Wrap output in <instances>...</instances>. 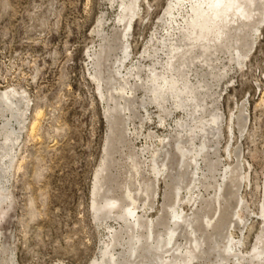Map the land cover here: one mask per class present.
Segmentation results:
<instances>
[{
	"label": "rangeland",
	"instance_id": "rangeland-1",
	"mask_svg": "<svg viewBox=\"0 0 264 264\" xmlns=\"http://www.w3.org/2000/svg\"><path fill=\"white\" fill-rule=\"evenodd\" d=\"M246 1L260 15L240 32L231 30L217 51L178 52L179 86L187 84L197 103L180 95L179 107L164 94L155 103L152 90L162 82H150L168 68L176 28L164 15L170 0H141L127 38L118 24L121 0H0V97L12 91L25 97L14 98L12 109L0 100V160L7 171L0 178V264L101 263L110 259L107 244L122 264L135 244L138 264H153L147 245L167 243L177 228L170 212L175 195L190 214L195 185L193 197H202L190 223L196 236L185 223L175 230L180 255L196 237L206 254L193 264H264L253 250L259 237L264 242V0ZM194 125L205 132L196 129L192 146ZM203 140L198 172L177 141L185 152ZM224 174L236 182L223 185L220 212ZM128 190L148 206L138 211V227L128 215ZM236 206L245 224L232 229ZM231 239L240 256L222 261Z\"/></svg>",
	"mask_w": 264,
	"mask_h": 264
},
{
	"label": "bare ground",
	"instance_id": "bare-ground-1",
	"mask_svg": "<svg viewBox=\"0 0 264 264\" xmlns=\"http://www.w3.org/2000/svg\"><path fill=\"white\" fill-rule=\"evenodd\" d=\"M140 1L141 0H126V1L125 0H121V3H120L121 13L119 14V18H118L119 19V23L118 24H122L123 32H125V38H127L129 36L128 33H129L131 22L135 18L139 17ZM244 1H242V0H170L169 4L167 6V10L165 11L164 15H165L166 18L168 17V19H170V23L171 24H173V23L175 24L174 26L176 28H173V27H171V29L169 28L172 33H170V35L168 34L170 37H172L174 39V42L172 41L169 44V50H168L169 51V57L167 59L168 60L167 61L168 64L165 65L168 68H166L164 70L165 73L163 72L164 74H161L160 77L157 76V75H154V76H152L150 78V82H153L155 85L158 84L159 81L162 82V83H159L158 86L154 87L153 90H152L153 97H155V99H154L155 103H156V100H159L157 97H159V95H160V97H162V94H164L166 96H168V95L172 96L176 100L175 103L179 104V107L182 106L181 105L182 103H180L181 101L177 100L179 97H181L180 95H187L188 98L190 100H192V101L194 100V103H195V96H194L195 93H194V91H191V90L187 91L188 88H189L187 86V84L183 85L182 88L179 86V81L180 80L178 81L179 78L177 77V73L180 72V71H179V67H177V68L175 67V65L173 63V60L175 58H177L178 52L181 50L182 47L189 48L187 50H189L191 53H193L195 51V48H197V47L201 48L202 49L201 52H204V53L207 52V51H210L211 49H214L213 51H217L218 47L220 45H223L226 42V40L228 39V36L232 32L231 30H236V31L239 30V32H240V30H242V28L248 27L249 22H253L254 20H256L257 17L260 14L259 13H255L253 10H248L246 8L247 5H245ZM250 2H251V0H250ZM178 18H180L181 21H179L180 19L178 20ZM242 20H243V22L241 23ZM256 31L258 32L259 29L257 28ZM180 37L182 38L181 40H179ZM230 37L231 36H229V39H230ZM163 48H164V46H163ZM201 52H199V53H201ZM183 53H185V52H183ZM211 54H213V52ZM236 55L239 58L240 57L242 58V56H241L239 51L237 52ZM125 56H128V55H125ZM198 57H200V56H198ZM201 57H202V55H201ZM208 57H210V56H208ZM183 58H185V57H183ZM183 58L181 57V60ZM188 58H190V57H188ZM203 62H202V65H203ZM208 62H210V61H208ZM191 63H192V61H191ZM242 63H243V61L240 63V65ZM210 64H208V65H210ZM199 65H201V64H199ZM206 65H207V62H206ZM206 65H205V67H206ZM208 65H207V68L209 67ZM189 66H192V65H188V67ZM197 66H198V64H197ZM152 71H153V69H152ZM168 73H170V75H168ZM178 76L180 77V75H178ZM155 85H153V86H155ZM3 93L4 94H3L2 98H4V99H2L0 97V100L3 103V105H5L4 107H7L9 109H12V107L16 105V102L14 101V98L20 97V98H24V100H25V97L23 95H19V93H16L14 91H12L11 93L10 92L9 93L3 92ZM127 95H128V93H127ZM3 100H5V101H3ZM27 102H28V100H27ZM158 103H160V102H158ZM262 103H263V101H262ZM173 104H174V102H173ZM195 104H197V103H195ZM200 109H202V108H200ZM196 112H198V111L196 110ZM37 115L39 116V113H37ZM213 117H215V116H213ZM195 119L196 118H193V120H195ZM212 119H213L212 120L213 123L217 122L216 121L217 120L216 117L212 118ZM161 122H162L161 125H164L165 120L163 118H161ZM229 122H231V124H232V116L230 117V121ZM35 126H36V123L33 122L31 124V129L33 130L35 128ZM228 127L230 128L231 125L228 126ZM196 129L201 131L202 134H203V131L205 132V128L202 125L201 126L194 125L192 127V129L190 130V134H192L191 136L193 138L191 140L192 141V146L194 145L193 142L195 141L194 139H195ZM178 136H179V134H178ZM190 139H191V137H190ZM159 142H164V139L162 138L161 141H159ZM205 148H206V143L203 140V142L200 145V148L199 149H195V148L193 149L192 148V150H191L192 152L190 150L184 152V149L179 145V141H177V148L176 149L181 154V157L185 158L187 155L191 154L190 158L192 159V162L195 163V165L193 164L196 167L195 170L199 172V170L201 169V168H199L200 162L201 161L203 162L202 159L205 158V157H203V153H204L203 151H204ZM187 158L189 159V157H187ZM1 162L2 161L0 160V178L3 176L2 175L3 173L6 174V172H7V171L2 172V169H3L4 165ZM10 164H12V163H10ZM6 166H8V165H6ZM156 169L157 168L154 169L155 170L154 173L159 175V177H160V175L162 176L163 175V172H162L163 170L159 171V170H156ZM228 169H231V167L228 168ZM135 170H137V169H135ZM138 172L139 171L137 170V174H138ZM164 172H166V170ZM98 176L99 175H97V177ZM223 180H225V181H223L222 185H220L218 187L219 195H216L218 197V199H216V201H217L216 205H218L217 209L220 212H222L221 206H220V198H221V193H224V192H222L223 191V185H225L226 183L228 184L229 181L232 182L233 185L236 182V181L232 180V176H230L228 179H226V174H224ZM227 180H229V181H227ZM194 182L198 183L197 180H194ZM197 186L195 185L194 189L189 190L191 195H189L190 198L188 200V204L191 207L194 208V209L191 210L190 214H184L185 211L183 210L182 207H180L182 205H179V203L181 201V198H182V197H180V193L175 195V197H176L175 200L178 199L177 203H175V205L170 207V212L172 214V219L174 220L173 224H175L177 226V228H180L181 225L184 224V223L187 224V226L189 228H191V231L193 233L192 235H195V233H194V230H193L192 225L190 223L192 222L193 219L197 218L196 217V213H197L196 211L198 209L199 203H202V202H200L202 197L200 196L199 192H197L196 196L193 197V195H195V192H193V190H195V188H197ZM226 187H224V188H226ZM2 188L0 187V211H1V208H2L1 205L3 204V201H4V199L2 198L4 190ZM179 190H181V188ZM126 196L128 198V201H129L128 215H129L130 218L133 219L134 225L138 227L140 218L142 217V216H138V211L141 210V209H146V208H148V206L145 203V204H143L142 207H140V205L138 204V201H137L138 199L129 190H128ZM115 203L116 202H114L113 205H115ZM239 204H240V202H239ZM199 208H200V206H199ZM235 210H236V212L232 214L231 218H229V219H231L230 223H231L232 229L237 228L239 223L240 224H245V219L243 218L244 216L243 217L241 216V212H242L241 206H236ZM214 211L216 213V210H214ZM162 215H164V214H162ZM165 217L166 216L164 215L163 218H165ZM125 218L127 219L128 217H125ZM261 218L263 220L262 223H264V204H262V206H261ZM222 219H223V217H222ZM212 223H214V221L212 222L211 219H209V220L207 219L206 226L210 227ZM153 225L155 227L154 221L153 220H149V223H148L149 230H150L151 226L153 228ZM175 225H174V228H175ZM243 227H244V225H243ZM177 228H175V229L171 228L170 229V234H169V237L167 238L168 239L167 243L164 244V241L163 240L160 241V239H159V241L156 243V245H154V246H151L150 244L147 245L148 249H153L154 248L153 249V252H154L153 255L155 256V259H154V261H152V262H154L153 264H193V262L196 261L197 259H198L197 261H199V258L201 259V255H203V257L205 256L204 254H206V252L203 251L204 249H202V246H204L203 245L204 242L203 241H199L198 238H196V237H192L193 238V240L191 242L192 245H191L190 242L188 243V245H190V246L188 247V245H187L186 253L183 256L180 255V250L183 247L181 249L179 247H177L176 244H175V240H174L176 238L174 233H175V230ZM137 236L134 237L135 238V243H138L140 241ZM150 236H153V235H150ZM229 236L231 237L232 233ZM262 237H264V234L262 235ZM233 240L232 239L230 241L227 240L229 245H225L224 246V251H222V256H220L222 258V261L223 260L226 261L228 259V257H230V256H233V257H236V258H238V256H240L239 255L240 251L238 250V248L236 249L238 251H236L234 246L232 245V241ZM258 242L259 243H263V244H262V246L259 245L260 247L258 246L259 243H256L253 246L254 257H256L257 259H259V261L262 262V261H264V242H262L260 237L258 238ZM167 244L170 245V246H168V247H170L168 249L165 248V246H167ZM135 245H133L128 257L126 258V260L124 261L123 264H138L139 261H137V260L140 258V255L137 254L139 251H138V249H137V247ZM236 245H238V246L242 245V247H243V240H237ZM105 246H106V244H105ZM103 252H104V255L105 256H109L110 259H108L106 261H102L101 263L97 262V261H94V264H122L120 262L121 260H119V258H116L117 254L114 253V250L109 248V244H107L106 249ZM164 255H166V256L164 257ZM241 256H242V254H241ZM118 257H120V255H118ZM242 259H243V257H242ZM250 259H251L250 262H252V258H250ZM237 261H239V260H237ZM241 261L243 262V260H241ZM241 261H239V262H241Z\"/></svg>",
	"mask_w": 264,
	"mask_h": 264
}]
</instances>
